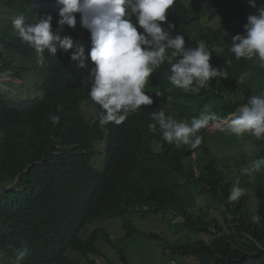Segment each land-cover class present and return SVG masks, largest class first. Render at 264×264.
<instances>
[{
    "label": "trees",
    "instance_id": "16d2710c",
    "mask_svg": "<svg viewBox=\"0 0 264 264\" xmlns=\"http://www.w3.org/2000/svg\"><path fill=\"white\" fill-rule=\"evenodd\" d=\"M202 1L195 0L198 5ZM220 2L222 5H216L228 10L229 5ZM60 7L57 0H0V73L12 70L20 78L29 69L26 58L38 55L13 28L16 16L23 15L29 24L50 15L53 34L61 38H72L75 27L85 30L78 13L74 14L75 27L59 25ZM178 14L185 20L190 16V12ZM168 19L183 33L172 17ZM229 39L231 45L232 36ZM90 45L91 41L88 48ZM65 60L59 54L44 58L38 78L45 88L38 101L28 98L15 102L5 98L1 91L6 90L0 87V264H98L93 258L110 264L117 255L106 247L107 253L102 245L117 248L107 239L105 229L106 220L114 218H119L126 236L157 239L163 251L170 249L172 255L181 252L193 260L191 264H264V183L258 179L249 193L247 184H241L239 164L231 170L238 163L236 152L230 151V158L220 156L226 147L215 149L214 135L206 127L198 133L202 143L195 149L183 144L168 147L159 126L155 132L148 127L155 123L151 113L159 112L154 103L167 106L178 121L190 123L193 117L208 112L215 113L217 121L226 119L250 96L264 92V68L256 59H231L228 64L229 58H221L228 77L219 81L224 89L206 88L220 92L218 99L210 101L203 100L200 92L160 89L155 84L159 77L153 75L145 85L153 104L140 106L142 110L115 124L111 134L116 143L109 145L101 172L92 167L93 155L89 154L94 141L106 140L110 129L99 123L103 110L89 95L90 79L87 85L83 83L88 75L80 78L83 82L76 85L77 92L70 88L74 80L65 65L70 60ZM85 62L94 68L89 56ZM243 73L249 75L239 83ZM176 104L185 107L182 114L173 106ZM87 110H93L94 115L87 118ZM168 113L165 111L166 116ZM52 115H58L59 122L53 124ZM254 144L256 156L264 160V139L254 138ZM237 178L245 194L229 203L227 198ZM198 196L207 197L213 215L193 211ZM253 215L260 216L259 224L252 222ZM136 217L160 220L179 238L147 234L135 225ZM94 224L99 226L86 234ZM119 253L123 264H129L122 250ZM72 254L82 256L84 263Z\"/></svg>",
    "mask_w": 264,
    "mask_h": 264
},
{
    "label": "clouds",
    "instance_id": "9594fccd",
    "mask_svg": "<svg viewBox=\"0 0 264 264\" xmlns=\"http://www.w3.org/2000/svg\"><path fill=\"white\" fill-rule=\"evenodd\" d=\"M203 1H209L206 6L208 9L224 12L218 6L222 4L220 0ZM229 1L227 5L231 12L224 13L216 21L229 26L236 20H244L243 28L238 34L225 32L234 34L231 45H213L212 41H227L225 34L216 26L185 20L172 8L176 0H57L62 5L58 11L59 25L75 27L77 21L74 14L80 15L79 22L85 30L75 27L76 33L72 38H61L53 34L50 15L29 24L25 23L23 15H18L12 20V26L20 39L34 48L39 57L41 54L44 58L59 54L62 61H66V58L70 60V64L65 62V65L74 80V87H70L74 93L77 92L76 85L83 82L80 78L88 75V81L83 83L87 85L90 79L89 95L103 110L99 123L109 128L122 124L130 114L142 110L140 106L153 104V98L145 90V85L153 75L159 77L155 84L158 83L160 89L177 87L185 94L200 92L203 100L208 98L210 101L218 99L220 92L215 88H206L215 86L222 90L224 87L219 81L228 77L224 64L220 62L221 58H229L227 63L231 64V59L244 61L256 57L259 67L264 68V6L259 5L256 0H244V7L237 9L233 0ZM254 8H257V13L251 14L250 11ZM241 12H244V19H241ZM168 16L178 23L183 33L175 30L176 26L169 21ZM53 22L57 29L56 20ZM173 33L178 34L173 36ZM90 41L88 48L87 43ZM88 56L94 63V68L85 62ZM35 66V71L39 72L43 67L41 61H36ZM38 74L34 73L32 82L39 94L35 97L26 96L37 101L41 99L45 88L44 81L38 78ZM248 75L249 73L241 74L239 83H244ZM0 77L4 80L8 75L2 74ZM82 85L80 83V88ZM1 93L5 98L11 96L6 91ZM161 94L156 93L158 96ZM167 99L171 101L172 97ZM173 106L181 114L185 108L180 104ZM164 107L154 103V108L159 112L151 113V119L155 123L148 127L155 132L158 125L162 130L161 139L170 144L168 147L171 144H183L190 149L197 148L202 143V137L198 133L210 124L219 128V132L227 128L228 132L237 137L251 135L257 140L264 139V92L250 96L247 103L240 105L234 113L221 121H217L219 118L212 112L201 114L199 118L193 117L190 123L178 121L172 116H166L165 111H162ZM236 112L235 116L230 117ZM59 120L58 115L51 116L53 124ZM206 130L215 134L210 128ZM114 143L116 139L112 137L108 146L103 149L108 151L109 145ZM94 150L91 149L89 155H95ZM260 163L254 161L250 167L242 169V172L246 175L259 173L262 171ZM244 194L245 190L239 186L237 178L233 182L228 202L238 201ZM260 219L259 215L252 216L253 223L259 224ZM26 251L21 254L22 257ZM93 260L97 261L95 258Z\"/></svg>",
    "mask_w": 264,
    "mask_h": 264
},
{
    "label": "rangeland",
    "instance_id": "374dc122",
    "mask_svg": "<svg viewBox=\"0 0 264 264\" xmlns=\"http://www.w3.org/2000/svg\"><path fill=\"white\" fill-rule=\"evenodd\" d=\"M256 2L264 6V0H256ZM257 12V8H254ZM242 19V18H241ZM257 63L259 64V61L257 58H255ZM36 61L44 62L43 57H39L38 55L31 56L27 59L28 62V70L22 72V76L16 77L15 75L10 77H5L4 80L0 79V86L3 87L5 90H7L12 98L15 101L19 100H26V96H32L35 97L39 93L36 92L35 85L33 84L32 76L34 73H38L39 71H35ZM1 78V77H0ZM6 81V82H4ZM264 82V79L262 80ZM146 89V87H145ZM238 112V111H237ZM233 114L230 117H233L237 114ZM94 115L93 110H87L86 116L87 118H90V116ZM229 117V118H230ZM86 118V119H87ZM229 118L227 121L229 122ZM226 123V122H224ZM223 124H221L222 126ZM213 125H208L206 129H211L214 136V148L218 149L219 145H222L225 149L220 152V156H226L230 158V154L233 152L235 153V158L238 161V163L233 164L234 166H231V170H236L238 168V171L240 172L239 175L242 179L241 184H247V191L249 193H252V187L255 185L256 181H261L264 183V160L259 159L256 156L257 148L254 144V138L251 135H244L243 137H237L234 134H231L227 131V128H224L222 131L219 132V128L212 127ZM218 132V133H217ZM108 141V139L95 143V155L92 157L90 164L97 170L102 171L103 169V151L105 147V143ZM226 143H229L228 145ZM226 144V145H225ZM230 151L232 153H230ZM194 160V167L195 169H198V166L196 164V157L193 155ZM254 161H260V167L262 169L259 173H254L252 175H246L242 172V169L246 167H250ZM239 164V166L236 167V165ZM225 171H228L225 169ZM230 172V171H229ZM259 179V180H258ZM193 211H205L207 215H213L214 210L212 207H210V204L207 200L206 196H198V199L194 201ZM216 212V211H215ZM217 213V212H216ZM107 225L105 226V229L108 231L107 233V239L111 241V243H115L117 245V248L113 249L112 246L105 243L103 248L106 250V247L111 249L116 255V259L109 258L108 252L106 250L105 254L110 260V264H123V262L120 259V253L117 254V251L119 252L122 250V256L124 258H128L129 264H191L193 263V260L190 259L189 256L182 255L181 252L173 253L170 249L163 251V248L160 246L157 239L149 237L148 239H135L133 237L126 236V232H124V229L122 227V224L119 220V218H114V220L107 219ZM135 225L138 226L139 229L146 232L147 234L150 233H158L160 236L168 239V240H176L179 238V234H175L164 225L160 224V220H157L155 218H134ZM95 226L99 225H92L89 226L85 231L86 234L91 233ZM84 233V231H82ZM81 233V234H82ZM204 238L209 239L210 236L204 235ZM104 251V250H103ZM72 252V251H71ZM70 252V253H71ZM69 253V254H70ZM165 253H170L169 257L165 255ZM72 258L79 260L81 263H84V259L79 254H72ZM92 259V256L89 257ZM97 263H100V259H97Z\"/></svg>",
    "mask_w": 264,
    "mask_h": 264
},
{
    "label": "bare ground",
    "instance_id": "6f19581e",
    "mask_svg": "<svg viewBox=\"0 0 264 264\" xmlns=\"http://www.w3.org/2000/svg\"><path fill=\"white\" fill-rule=\"evenodd\" d=\"M220 1H222V2L224 1L223 2V5H227V4L230 3L229 0H220ZM208 3H209V1H202V4L201 5H198V4H196L195 0H176V3L173 5L172 8L177 13L180 12V11H182V12H190V16L188 17L187 21H190L191 23H195V24H210L212 26H216L223 34H225V32H228V31H230L232 33H237V34L240 32V30L243 28L244 20H240V21L236 20L235 23H233V24H231L229 26L223 25L222 23H219V21H216V19L219 18V17H221L224 13H230L231 11L225 9L224 12H222L221 10H219V12H215L214 9H212V8H209L208 9L206 7L208 5ZM233 3L235 4V6H236L237 9H239V7H241V6L244 7V0H233ZM250 13L251 14H256L257 12H256L255 9H252L250 11ZM203 14H205V16H203ZM241 16H242V19H244V12H241ZM209 18H211L212 21H209L210 20ZM201 28H204V27H201ZM233 35L225 34L224 35V38L225 39H228L227 41H225V42H215V41H212V44L213 43H216L217 45H219V44L228 45L229 42H230V39L229 38L231 36H233ZM40 57H42V56H40ZM255 58L256 57H254L252 59H255ZM27 59L28 58H26V60ZM2 74H6V75H8V77L11 78L12 76H14V71L7 70V71H4V72H1L0 73V75H2ZM145 90H148V89L146 88ZM153 93H156V91H154ZM26 100H28V98ZM13 101H15V100H13ZM21 101H25V100H19V101H15V102H21ZM162 111L169 112L168 113L169 116H174L171 113L170 109L167 106H165L164 108H162ZM114 128H115V126L108 128V129H110V131H109V134H108V132L106 134L108 141L105 143V147L108 146V142L111 140V138L113 136L111 133H113ZM102 141H104V140H95L94 143H93V149H95V143H97V142L99 143V142H102ZM94 153H96L95 150H94ZM106 156H107V151L104 149V151H103V163H102L103 164V167H104V160H105ZM99 172H101V171H99Z\"/></svg>",
    "mask_w": 264,
    "mask_h": 264
}]
</instances>
